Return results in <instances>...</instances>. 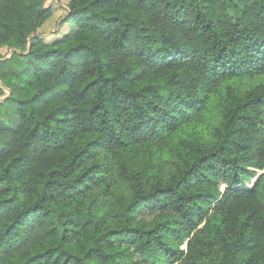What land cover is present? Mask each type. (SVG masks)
Masks as SVG:
<instances>
[{"label":"trees","instance_id":"16d2710c","mask_svg":"<svg viewBox=\"0 0 264 264\" xmlns=\"http://www.w3.org/2000/svg\"><path fill=\"white\" fill-rule=\"evenodd\" d=\"M46 3L0 0V264H264V0Z\"/></svg>","mask_w":264,"mask_h":264},{"label":"rangeland","instance_id":"374dc122","mask_svg":"<svg viewBox=\"0 0 264 264\" xmlns=\"http://www.w3.org/2000/svg\"><path fill=\"white\" fill-rule=\"evenodd\" d=\"M68 0H47L46 5L52 6L54 9V16L49 19L41 28L40 32H42V37L48 42L53 43L54 41L60 39L65 33H67L72 25L67 24L63 28H60V22L65 18L66 16V4ZM12 50H3V58L0 59V62L12 57L13 55ZM17 67V64L12 65H6V70L11 71L15 70ZM5 97H0V101L3 100ZM9 111L11 110H4L0 108V122L8 124L11 117L8 115ZM146 221L147 223L152 222V217L149 215H146ZM185 248V247H184Z\"/></svg>","mask_w":264,"mask_h":264},{"label":"water","instance_id":"95a60500","mask_svg":"<svg viewBox=\"0 0 264 264\" xmlns=\"http://www.w3.org/2000/svg\"><path fill=\"white\" fill-rule=\"evenodd\" d=\"M6 93L8 94V96L10 95V92L8 90H6ZM7 96V97H8ZM6 100V98H4L3 100L0 101V104L3 103Z\"/></svg>","mask_w":264,"mask_h":264}]
</instances>
